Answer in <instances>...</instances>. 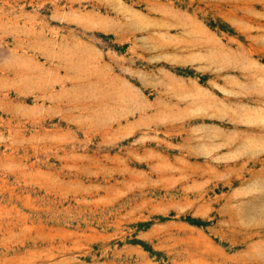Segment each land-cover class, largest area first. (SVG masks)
<instances>
[{
    "label": "rangeland",
    "instance_id": "rangeland-1",
    "mask_svg": "<svg viewBox=\"0 0 264 264\" xmlns=\"http://www.w3.org/2000/svg\"><path fill=\"white\" fill-rule=\"evenodd\" d=\"M0 264H264V0H0Z\"/></svg>",
    "mask_w": 264,
    "mask_h": 264
}]
</instances>
